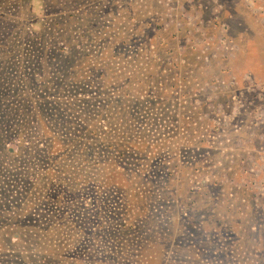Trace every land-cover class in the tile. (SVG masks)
Wrapping results in <instances>:
<instances>
[{"label": "flooded vegetation", "instance_id": "1", "mask_svg": "<svg viewBox=\"0 0 264 264\" xmlns=\"http://www.w3.org/2000/svg\"><path fill=\"white\" fill-rule=\"evenodd\" d=\"M174 2L178 21L135 41L162 44L169 65L157 69L156 77L136 72L137 89L151 79L146 99L129 100L124 89L112 98L117 113L104 104L100 120L108 122L96 134L98 152L87 150L86 156L87 170L98 173L88 187H80L83 179L73 173L79 183L71 195L87 212L104 204L98 191H120L115 205L123 204L118 214L128 219L118 223L119 230L134 235L144 229L139 248L128 246L130 257L117 256L113 264H264V0ZM178 38L181 51L165 49ZM147 49L137 47L133 57L142 70L159 57ZM196 61L204 70L193 80L183 67ZM112 114L116 123L109 121ZM138 183L148 187L146 193L136 191ZM145 202L150 211L141 215L143 222L132 215L146 212ZM89 222L86 217L78 224L80 231L87 233ZM104 224L102 218L98 226ZM160 229L167 238L154 241ZM83 250L79 259L98 264L87 261Z\"/></svg>", "mask_w": 264, "mask_h": 264}, {"label": "rangeland", "instance_id": "2", "mask_svg": "<svg viewBox=\"0 0 264 264\" xmlns=\"http://www.w3.org/2000/svg\"><path fill=\"white\" fill-rule=\"evenodd\" d=\"M178 8L179 4L173 0H0V264H87L79 259L82 249H85L87 261L92 259L93 263L100 264L103 260V264H113L117 256L119 261L124 256L130 257L126 254L128 246L139 248L137 244L146 236L142 232L144 229L133 235V232L121 233L118 228L123 218L128 219V216L118 214L123 204L115 205L120 191H98L97 200L104 204L85 212L68 190L79 183L70 179V175L64 179L67 187L53 182L47 185L44 194L33 184L41 173L45 174L44 169L55 173L56 160L49 159L45 151L54 147L56 137H77L78 117L88 116L90 107L99 106L100 111L104 104L105 109L115 107V103L108 104V100L121 96L124 89L128 91L125 97L129 100L149 97L147 92L153 86L151 79L147 78L145 85L137 89L133 82L127 84L132 80L130 76L137 71L139 75H147L150 71L151 76L156 77L160 75L156 70L169 63L161 51L164 46L153 38H149V43L135 41L142 42L146 36H152L151 33L156 32L154 29L168 20L178 21L175 16ZM30 22L31 33L27 30ZM170 44L165 49L174 48L178 52L183 46L181 38ZM145 45H149L147 54L159 55L155 61L149 59L143 65L149 70H142L136 66L137 62H132L137 47L144 49ZM140 52L142 59L145 54ZM124 58L128 60H124L123 67L119 61ZM105 63L115 71L108 81L103 76ZM202 69V64L197 61L188 69L183 67L184 75L191 74L193 80L198 73L202 74ZM82 73L88 75L84 82L75 83L76 75ZM125 76L128 79L124 80ZM91 78L96 89L88 88ZM60 80L66 95L57 99V103L52 102L58 95L48 96L50 94L46 92L51 91L50 84H60ZM154 88L158 91L156 84ZM85 89L87 92L84 93ZM32 106L42 107L43 111L40 114L35 110L33 117L26 116ZM13 107H22L26 120L19 118L11 110ZM53 112L55 115H50ZM99 120L96 130L102 131L108 121L101 123ZM15 130L21 131L24 138L33 137L40 142L33 145L25 140L23 146L26 148L17 149L13 145L18 144L13 139ZM30 130L41 131L43 136L32 134ZM44 131L51 135L45 138ZM45 140L50 142L47 148ZM11 148L17 152L16 156L11 155L15 154ZM86 156L87 153L82 159L87 161ZM107 157L115 158V155ZM74 159L72 152L63 162L75 164ZM116 165L117 168L121 166ZM78 167L79 179H83L80 187L90 186L97 171L87 170L86 165ZM120 170L124 176H129L130 172L125 168ZM139 185L140 189L136 188V191L146 193L148 187L144 189L141 183L134 184L135 187ZM45 194L50 196L43 199ZM144 209L146 212L132 217H142L146 222L141 215L150 211L147 202ZM86 217L92 220L87 233L83 229L80 231L78 225H83ZM102 218L103 229L98 226ZM140 221L141 218L137 220ZM165 233L168 232L160 229L152 239L161 242L167 238L163 236ZM147 246L149 251L155 249L151 243Z\"/></svg>", "mask_w": 264, "mask_h": 264}, {"label": "trees", "instance_id": "3", "mask_svg": "<svg viewBox=\"0 0 264 264\" xmlns=\"http://www.w3.org/2000/svg\"><path fill=\"white\" fill-rule=\"evenodd\" d=\"M31 24V25H30ZM32 23H27V30L29 31V33H31L32 30ZM30 27V28H29ZM93 59V58H91ZM126 60L128 59H121L119 62H125ZM132 62H133V59H132ZM105 66H106V71L103 73V76L104 78L107 80V79H111L112 76H111V73H114L115 71L112 69L111 66L108 65V63H105ZM122 66L124 67V63L122 64ZM137 69V68H136ZM136 69H133L134 71ZM123 72V75H124V70H122ZM137 73H133L130 77L132 80H128L127 84H131L133 82V80L135 79V75ZM88 75H84L83 73L82 74H77L76 77L74 78L75 79V83H83L85 78L87 77ZM122 75H120L121 77ZM127 79H128V76H125ZM108 81V80H107ZM58 83L60 84H55L54 86H51L50 84V88L51 91H48L46 92V94H50L48 96H51L52 95H58L56 96L57 98L55 100H53L52 102H56L57 103V99L59 98H63L65 97L66 95V89H65V86L64 83L60 80L58 81ZM93 83V79L91 78L90 80V84L88 85V88H95L96 87L92 84ZM49 86V85H48ZM101 88V87H100ZM77 91V89H76ZM87 92V89L84 90V93ZM89 92V90H88ZM83 94V92H82ZM76 99H81L80 97H77ZM116 101V100H115ZM111 102H113V99L110 98L108 100V104H110ZM83 106H81L82 108H84V104H82ZM111 106V105H110ZM20 108V112L17 113L18 109ZM68 109H71L70 107H68ZM13 112H15L16 114H18L23 120H26V116H30V117H33L32 114L34 113L35 110H38L41 114V111H43V108L40 107V108H37L35 106H32L29 108V111L26 113V116L25 114H23V109L22 107H13L11 109ZM91 111V113L87 116L86 114V117L82 118V117H78V121L76 122L77 123V137H73V136H67L65 139H61V138H58L56 137L55 139V145L52 149H50L49 151H45V153L47 154L48 158L51 159L53 158V161L54 163V167L56 166V171L55 173H53L51 171V169H44V173L45 174H42L39 175V177L36 178L33 186L36 187V188H41L43 190V194H44V191H47L48 189L47 188V185L48 184H52L53 182H56V184H61V185H66L65 182H64V179L67 175H70V179H73V176L72 175L73 173L78 175V178H79V167L80 165L82 166H85L87 164V161L86 159H82V157H84V155H86L87 153V150H92L94 152H98L97 150V146L98 144H95L97 141L100 142L101 140H99L96 136L97 132L99 134V130H96V122L99 120V118L102 117L101 113L102 111H100V107L97 106L96 108H93V107H90V109H88ZM102 110V109H101ZM108 112L112 111L115 112L116 110V113L118 112L117 109H106ZM71 111V110H70ZM82 112H85V111H82ZM50 115H55V112H53L52 114ZM83 116V115H81ZM111 117V116H110ZM114 117L115 120H112V118ZM14 119V117H12ZM90 118V119H89ZM112 118L109 120L111 121L112 123H116V120L118 119L116 117L115 114H112ZM82 120H86L85 122L82 121ZM100 121V120H99ZM92 125V130L88 128L89 125ZM30 133L32 134H37V135H40V136H43L42 135V132L40 131H37L35 132L34 130H30ZM44 134V137H48L50 136L51 134L48 132V131H44L43 132ZM54 136V135H52ZM13 139L14 140H17L18 141V144L17 143H14L13 145L17 147V149H21V148H26L25 146H23V142L26 140H29L30 143H32L33 145H36L39 141H36L34 140L35 138L33 137H23L22 135V132L19 131V130H15L14 134H13ZM24 138V140H23ZM108 137H105L104 140L106 141H109V146H113L112 145V142H111V139H107ZM97 140V141H95ZM6 141V140H4ZM93 141H95L93 143ZM7 142V141H6ZM48 142H46L45 140V144L47 145L46 148L49 146L50 142L47 144ZM122 146V145H121ZM13 147V146H12ZM32 147V146H30ZM1 148H5L4 145H1ZM33 148V147H32ZM34 149V148H33ZM42 149V148H41ZM12 151H14L15 154L11 153L12 156H16V153L14 149L11 148ZM74 152L75 153V159L73 160L75 162V164H68V163H64L63 161L66 160V158L68 157V155L70 153ZM99 161H96L95 159L93 160V165L94 166H99L97 165ZM72 168V169H71ZM98 173V172H97ZM29 174H33L32 172H30ZM96 178V177H95ZM94 178V179H95ZM111 177H108L106 180V182H109L111 181ZM68 185V184H67ZM67 185L65 187H67ZM68 190L74 192V190L72 188H69ZM50 195L48 194H45V196H42L43 199H47V197H49Z\"/></svg>", "mask_w": 264, "mask_h": 264}]
</instances>
